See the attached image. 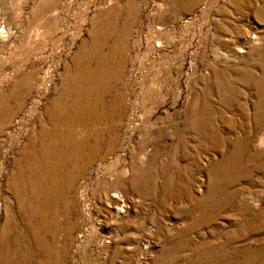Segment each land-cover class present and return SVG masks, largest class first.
Masks as SVG:
<instances>
[{
  "label": "rangeland",
  "instance_id": "rangeland-1",
  "mask_svg": "<svg viewBox=\"0 0 264 264\" xmlns=\"http://www.w3.org/2000/svg\"><path fill=\"white\" fill-rule=\"evenodd\" d=\"M0 264H264V0H0Z\"/></svg>",
  "mask_w": 264,
  "mask_h": 264
},
{
  "label": "bare ground",
  "instance_id": "bare-ground-1",
  "mask_svg": "<svg viewBox=\"0 0 264 264\" xmlns=\"http://www.w3.org/2000/svg\"><path fill=\"white\" fill-rule=\"evenodd\" d=\"M85 86V85H84ZM67 143H68V141H67ZM84 144V143H83ZM76 148V147H75ZM65 152V151H64ZM66 176V175H65ZM118 212H121L120 210L118 211Z\"/></svg>",
  "mask_w": 264,
  "mask_h": 264
}]
</instances>
